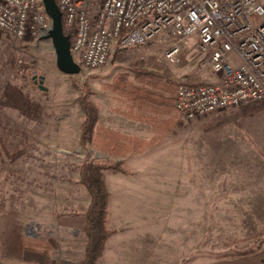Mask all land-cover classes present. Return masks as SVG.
Listing matches in <instances>:
<instances>
[{
    "label": "rangeland",
    "instance_id": "1",
    "mask_svg": "<svg viewBox=\"0 0 264 264\" xmlns=\"http://www.w3.org/2000/svg\"><path fill=\"white\" fill-rule=\"evenodd\" d=\"M161 38L116 51L102 68L66 75L51 40L22 41L0 30V264H43L24 259L29 237L56 244L45 264L81 263L91 201L80 183L86 156L124 160L127 171L105 172L112 234L97 264H224L243 255L264 257V107L195 119L177 114L170 134L125 157L80 142L78 87L84 83L99 106L101 126L148 139L151 126L129 120L127 100L108 90L117 73L144 69L178 82L183 76L216 79L202 65L196 43L175 65L164 56L173 37ZM40 75L46 90L39 87Z\"/></svg>",
    "mask_w": 264,
    "mask_h": 264
},
{
    "label": "built area",
    "instance_id": "2",
    "mask_svg": "<svg viewBox=\"0 0 264 264\" xmlns=\"http://www.w3.org/2000/svg\"><path fill=\"white\" fill-rule=\"evenodd\" d=\"M64 31L81 73L107 64L116 51L148 46L161 35L164 49L178 65L193 43L213 81L183 76L175 108L183 118L264 101V0H58ZM52 25L42 0H0V30L19 40L39 42ZM70 35V37H71ZM194 59V57H193ZM198 67L193 62L191 70Z\"/></svg>",
    "mask_w": 264,
    "mask_h": 264
},
{
    "label": "trees",
    "instance_id": "3",
    "mask_svg": "<svg viewBox=\"0 0 264 264\" xmlns=\"http://www.w3.org/2000/svg\"><path fill=\"white\" fill-rule=\"evenodd\" d=\"M64 32L71 35L68 31ZM22 69L26 74L29 71L27 66H23ZM133 72V75L129 72L117 73L112 83L108 85V90L120 99L127 100L128 110L123 112L134 120L150 124L154 135L150 139H144L136 135L127 136L101 126L99 106L89 98L91 88L88 83H84L78 87L82 91L80 105L84 119L80 142L84 148L93 143L99 150L113 157L142 153L170 134L177 125L178 112L174 108V101L179 82L153 70L135 69ZM241 106L252 112L264 107V101L249 102ZM123 165L124 160L104 161L86 156L80 167V183L88 190L91 198L85 213L84 232L87 238L85 257L80 264H97L104 255L112 234L108 227L109 191L104 176L106 171L126 173ZM51 242L52 239L26 238L22 251L24 259L45 264L51 259L49 250L53 248L52 246L56 247V244L52 242L51 245Z\"/></svg>",
    "mask_w": 264,
    "mask_h": 264
},
{
    "label": "water",
    "instance_id": "4",
    "mask_svg": "<svg viewBox=\"0 0 264 264\" xmlns=\"http://www.w3.org/2000/svg\"><path fill=\"white\" fill-rule=\"evenodd\" d=\"M46 12L51 18L52 25L44 40H51L56 53V64L60 72L66 75H78L81 73V65L75 60L71 52V37L64 32L63 15L57 0H42ZM44 76H39L40 89L44 87Z\"/></svg>",
    "mask_w": 264,
    "mask_h": 264
},
{
    "label": "crops",
    "instance_id": "5",
    "mask_svg": "<svg viewBox=\"0 0 264 264\" xmlns=\"http://www.w3.org/2000/svg\"><path fill=\"white\" fill-rule=\"evenodd\" d=\"M174 108H175V101H174ZM175 110L177 111V109L175 108ZM178 112V111H177ZM178 114L180 115V113L178 112ZM128 117V116H127ZM129 120H132L134 122H139L137 120H134L130 117H128ZM141 123V122H139ZM143 123V122H142ZM178 124V122H177ZM150 125V124H149ZM151 126V125H150ZM177 126V125H176ZM264 126V125H263ZM263 130H264V127H262ZM151 130H152V126H151ZM152 133L154 135V132L152 130ZM152 135V136H153ZM136 136H139V135H136ZM140 137V136H139ZM146 138V137H145ZM151 138V137H148V139ZM251 258V260L249 259ZM224 264H264V257H257V259H253L252 257H249L248 255H243L241 257H236V258H232V259H227Z\"/></svg>",
    "mask_w": 264,
    "mask_h": 264
}]
</instances>
